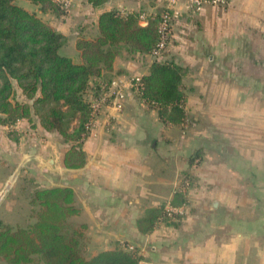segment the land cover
<instances>
[{"label":"crops","instance_id":"obj_1","mask_svg":"<svg viewBox=\"0 0 264 264\" xmlns=\"http://www.w3.org/2000/svg\"><path fill=\"white\" fill-rule=\"evenodd\" d=\"M57 1L68 4L61 16L33 2L36 9L28 10L68 37L74 60L78 37L95 36L103 12L148 17L167 5ZM185 5L182 0L176 9L189 12ZM203 13H212V31L176 51L191 116L186 124L165 122L135 89L133 79L162 59L143 55L114 62L126 94L120 110L115 99H104L105 92H90L99 108L82 144L80 167L65 165L68 148L60 134L46 130L37 117L0 125V221L27 227L35 220L36 188L70 187L80 209L71 220L86 226L88 258L131 244L155 264H264V0H233ZM185 179L192 182L186 215L146 230L148 212L177 202Z\"/></svg>","mask_w":264,"mask_h":264},{"label":"trees","instance_id":"obj_2","mask_svg":"<svg viewBox=\"0 0 264 264\" xmlns=\"http://www.w3.org/2000/svg\"><path fill=\"white\" fill-rule=\"evenodd\" d=\"M43 12L57 16L66 13L63 2L30 0ZM94 5L102 0H90ZM161 9L141 17L142 12L122 13L118 9L103 12L98 33L80 35L76 41L79 61L60 49L68 37L57 31L18 0H0V125L21 119L39 123L48 131H57L70 148L65 165L77 168L84 164L82 144L92 130L94 107L89 96L98 97L116 80L114 62L124 53L153 55L161 41ZM146 21V24H142ZM159 57V56H158ZM184 68L172 60H153L149 72L141 76L142 100L156 108L167 123L184 125L190 119L185 110ZM16 82L27 101L16 99ZM171 205H186V193L176 192ZM70 187L36 188L31 195L34 222L27 227L0 221V259L8 264H139L141 250L120 245L91 258L84 253V224L71 221L80 213ZM181 215L169 216L165 206L153 209L143 219L146 230L159 222H174Z\"/></svg>","mask_w":264,"mask_h":264},{"label":"rangeland","instance_id":"obj_3","mask_svg":"<svg viewBox=\"0 0 264 264\" xmlns=\"http://www.w3.org/2000/svg\"><path fill=\"white\" fill-rule=\"evenodd\" d=\"M20 5L24 6L27 9L35 10L36 5L28 0H19ZM185 8L186 5H185ZM189 12L182 13L180 10H178V14L172 19V26H171V37L169 44L167 47L162 51L161 53V60H172L177 62L178 54L176 51H180L179 49L182 47H185L189 45V41L193 38L203 36L205 37L206 34L210 33L212 31V13H203L201 12H195L191 9L187 8ZM187 10V11H188ZM60 52L64 55L71 56L72 57V42L66 43L61 49ZM175 53V54H174ZM146 56L147 54H134L130 57V55L124 53L123 56L120 55L118 57H122L124 59L128 60H134L137 56ZM151 56V55H150ZM117 57V58H118ZM148 57V56H147ZM76 61H79V59H75ZM179 64V63H178ZM15 89H16V99L19 101H27V98L22 93L21 88H19L18 84L14 82ZM35 117L33 118L34 121ZM39 121V120H38ZM32 123V122H31ZM61 136V135H60ZM64 141V138L61 136V138ZM71 146L69 143H63V149H69ZM183 183V182H182ZM192 183V182H191ZM182 186V185H181ZM179 186V187H181ZM192 186V184H191ZM179 189V188H178ZM190 190V189H189ZM187 190V192L189 191ZM167 206V205H166ZM34 207V206H33ZM38 207H34L31 209V216L34 215V210H37ZM187 211L185 212L186 215ZM72 221V220H71ZM33 223V222H32ZM171 264V263H169Z\"/></svg>","mask_w":264,"mask_h":264},{"label":"built area","instance_id":"obj_4","mask_svg":"<svg viewBox=\"0 0 264 264\" xmlns=\"http://www.w3.org/2000/svg\"><path fill=\"white\" fill-rule=\"evenodd\" d=\"M182 0H167V5L163 12V22L160 26V32H161V41L159 43L158 49L154 52V56L158 57L161 55L162 51L167 47L170 41L171 37V26H172V19L178 14V9H176L178 3ZM189 9H191L194 12H201L203 9H205L207 6H214V7H225L228 4H230L233 0H183ZM64 7L67 9L68 4L64 3ZM141 17L143 20L147 17L146 13L142 12ZM141 80V76L135 77L133 79V85H135L139 89V83ZM126 94L121 87V84L118 83V81H113V83L105 90L104 93V99H115V104L117 109H121L123 104L122 101L124 100ZM94 107V118L92 121V127L93 122L96 116V113L98 112L99 106L97 104H93ZM191 180L185 179L183 183L180 185L178 191H182L184 193H187V190L191 188ZM165 210L167 211V214L169 216L174 215H181L184 216L186 212V205L183 206H173L171 204H168L165 206ZM124 248H127L129 250H136V247L131 244H125L123 245ZM142 253V252H141ZM139 264H155L152 260L141 258L139 261Z\"/></svg>","mask_w":264,"mask_h":264},{"label":"water","instance_id":"obj_5","mask_svg":"<svg viewBox=\"0 0 264 264\" xmlns=\"http://www.w3.org/2000/svg\"><path fill=\"white\" fill-rule=\"evenodd\" d=\"M154 58L156 59L157 57H156V56H154Z\"/></svg>","mask_w":264,"mask_h":264}]
</instances>
